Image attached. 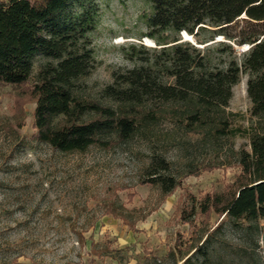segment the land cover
I'll return each instance as SVG.
<instances>
[{"label": "rangeland", "instance_id": "1", "mask_svg": "<svg viewBox=\"0 0 264 264\" xmlns=\"http://www.w3.org/2000/svg\"><path fill=\"white\" fill-rule=\"evenodd\" d=\"M95 1L100 16L91 38L97 62L76 81L74 92L114 104L104 95L114 73L139 65L149 49L158 47L146 34L152 5L147 0ZM181 36L200 47L214 46L210 55L223 66L233 58L242 61L250 47L234 44L236 52L222 51L216 45L228 41L223 34L206 44ZM49 60L35 57L27 85L0 81V264H186L190 255L187 264H264V218L257 228L226 223L205 242V254H194L193 246L203 242L220 216L198 212L190 223L179 212L190 196L222 192L235 181L240 167L233 164L232 151L249 147L248 136L186 132L169 115L111 148L63 152L35 137L30 84ZM248 78L240 74L227 96L225 115L233 125L248 127L255 119ZM155 156L170 161L171 172L181 179L165 198L159 185L143 182ZM214 162L217 167L187 174Z\"/></svg>", "mask_w": 264, "mask_h": 264}, {"label": "trees", "instance_id": "2", "mask_svg": "<svg viewBox=\"0 0 264 264\" xmlns=\"http://www.w3.org/2000/svg\"><path fill=\"white\" fill-rule=\"evenodd\" d=\"M147 1L152 13L146 34L158 47L149 49L139 65L114 73L113 83L104 88L114 104L74 92L76 81L97 62L91 38L100 16L95 0H0V81L27 85L35 57L51 58L30 84L36 100L35 137L63 152H85L92 145L111 148L169 115L186 132L248 136L249 147L232 151L233 164L240 167L235 181L222 192L181 203L184 221L194 222L198 212L220 216L203 242L193 246L194 254H205V242L226 223L257 228L264 218V0ZM183 31L197 44L223 34L228 41L216 45L222 51L236 52L234 44L250 47L242 61L233 58L223 66L210 55L214 46L183 40ZM242 73L249 75L247 93L255 118L248 127L233 125L225 115L227 96ZM113 133L117 139L107 138ZM214 167L217 163H206L187 174ZM171 170L170 161L155 156L143 182L159 185L165 198L181 182ZM191 260L190 255L186 264Z\"/></svg>", "mask_w": 264, "mask_h": 264}, {"label": "bare ground", "instance_id": "3", "mask_svg": "<svg viewBox=\"0 0 264 264\" xmlns=\"http://www.w3.org/2000/svg\"><path fill=\"white\" fill-rule=\"evenodd\" d=\"M184 33H185V35H186V37H187V39H193V36L191 35V34H189L188 32H186V31H184ZM148 41H149V43L152 41L151 39H147ZM194 40V39H193Z\"/></svg>", "mask_w": 264, "mask_h": 264}, {"label": "water", "instance_id": "4", "mask_svg": "<svg viewBox=\"0 0 264 264\" xmlns=\"http://www.w3.org/2000/svg\"><path fill=\"white\" fill-rule=\"evenodd\" d=\"M244 17H245V15H244ZM182 35H183L184 37H186V35H185L184 31L182 32Z\"/></svg>", "mask_w": 264, "mask_h": 264}]
</instances>
